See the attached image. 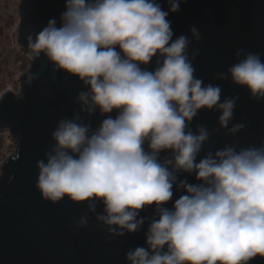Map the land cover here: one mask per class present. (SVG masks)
<instances>
[{"label":"clouds","instance_id":"obj_1","mask_svg":"<svg viewBox=\"0 0 264 264\" xmlns=\"http://www.w3.org/2000/svg\"><path fill=\"white\" fill-rule=\"evenodd\" d=\"M168 2L166 12L156 0H66L59 28L52 19L35 42L29 36L30 61L44 53L89 88L77 97L82 111L118 113L95 130L79 117L61 120L54 147L37 163L36 187L53 203L65 196L88 201L93 213L102 202L96 219L116 236L138 231L145 222L139 211L155 205L147 247L130 250L129 264H248L264 257V143L239 150L226 145L197 162L210 133L203 126L186 131L188 123L198 110L215 108L227 128L236 98L220 102L219 86L194 77L190 40H173L166 18L182 0ZM191 34L199 40L195 27ZM153 57L155 69L142 70ZM227 72L253 98H264L259 55L244 54ZM167 151L171 158L161 162ZM178 173H194L200 183H177ZM174 185L186 194L168 209L163 205ZM85 224L81 217L79 225Z\"/></svg>","mask_w":264,"mask_h":264},{"label":"water","instance_id":"obj_2","mask_svg":"<svg viewBox=\"0 0 264 264\" xmlns=\"http://www.w3.org/2000/svg\"><path fill=\"white\" fill-rule=\"evenodd\" d=\"M156 2L169 11L168 0ZM65 5L66 0H21L20 49L28 52L29 36L35 42L49 20L55 19L59 28ZM166 18L173 40L181 35L190 40L187 55L194 77L203 85L219 86L220 102L236 98L227 128L220 127L221 113L215 108L198 110L188 123L186 131L196 133L203 126L210 133L197 162L226 145L237 150L259 147L264 143V98H253L245 86L232 81L227 70L246 53L257 54L264 62V0H182L179 10L169 12ZM193 27L199 40L192 37ZM237 52H241L239 57ZM156 60L153 57L148 65H140L141 69L153 71ZM222 74L227 78H220ZM18 79L19 91L9 88L0 95V130H7L16 143L15 154L10 153L0 166V264H129L126 254L130 250L147 247L145 234L155 216V205L139 211L137 218L145 222L138 231L116 236L96 219L103 213L102 202L96 201L93 213L88 201L73 202L65 196L53 203L36 187L37 163L54 147L52 133L61 120L79 117L95 130L103 119L115 118L117 110L101 114L96 109L91 115L82 111L77 97L89 88L78 77L58 69L44 53L32 59ZM236 124L243 128L230 133ZM144 148L148 151L147 143ZM170 158V151L159 154L161 162ZM181 180L200 183L194 173H178L177 183ZM184 194L174 185L173 196L163 207L171 209ZM81 217L87 218V224L79 225ZM248 264H264V257L256 256Z\"/></svg>","mask_w":264,"mask_h":264},{"label":"rangeland","instance_id":"obj_3","mask_svg":"<svg viewBox=\"0 0 264 264\" xmlns=\"http://www.w3.org/2000/svg\"><path fill=\"white\" fill-rule=\"evenodd\" d=\"M21 0H0V95L6 89L19 91V75L29 68L27 54L17 42ZM15 142L7 130H0V166L6 157L15 154Z\"/></svg>","mask_w":264,"mask_h":264}]
</instances>
